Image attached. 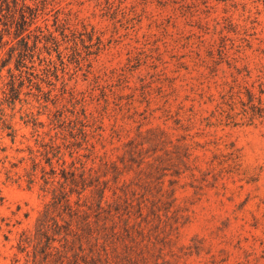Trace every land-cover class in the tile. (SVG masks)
<instances>
[{
    "label": "rangeland",
    "instance_id": "obj_1",
    "mask_svg": "<svg viewBox=\"0 0 264 264\" xmlns=\"http://www.w3.org/2000/svg\"><path fill=\"white\" fill-rule=\"evenodd\" d=\"M0 13V264L23 262L53 175L126 157L149 130L170 137L144 172L159 262L264 264V0H0Z\"/></svg>",
    "mask_w": 264,
    "mask_h": 264
},
{
    "label": "trees",
    "instance_id": "obj_2",
    "mask_svg": "<svg viewBox=\"0 0 264 264\" xmlns=\"http://www.w3.org/2000/svg\"><path fill=\"white\" fill-rule=\"evenodd\" d=\"M3 32L0 28V43ZM165 139L170 137L164 131L149 130L141 141L125 143L126 157H102L97 167L95 157L91 165L80 160L79 166L72 162L63 167L56 181L53 175L51 199L34 228L23 230L17 241L24 253L21 264L168 263L163 258L159 262L162 250H152L147 243L153 234L148 218L155 216L147 211L155 206L151 187L157 181L144 173L146 168L156 173Z\"/></svg>",
    "mask_w": 264,
    "mask_h": 264
}]
</instances>
